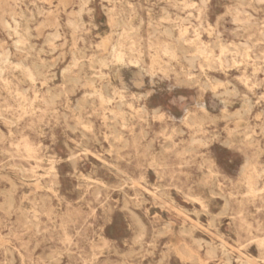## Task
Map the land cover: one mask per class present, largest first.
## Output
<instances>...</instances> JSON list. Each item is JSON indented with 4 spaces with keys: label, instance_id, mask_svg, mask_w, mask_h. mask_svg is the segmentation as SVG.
I'll use <instances>...</instances> for the list:
<instances>
[{
    "label": "rangeland",
    "instance_id": "1",
    "mask_svg": "<svg viewBox=\"0 0 264 264\" xmlns=\"http://www.w3.org/2000/svg\"><path fill=\"white\" fill-rule=\"evenodd\" d=\"M186 1L0 0V264H264V2Z\"/></svg>",
    "mask_w": 264,
    "mask_h": 264
},
{
    "label": "bare ground",
    "instance_id": "2",
    "mask_svg": "<svg viewBox=\"0 0 264 264\" xmlns=\"http://www.w3.org/2000/svg\"><path fill=\"white\" fill-rule=\"evenodd\" d=\"M235 2H236V4H237V7H236V9H235V16H236V18L237 19H240V16H241V14H243L245 11H244V7L246 6V5H248V3L251 1V0H234ZM259 2H264V0H258ZM202 2L205 4L206 3V0H202ZM34 6V5H33ZM185 6H188V2L185 0ZM91 9V8H90ZM8 13V12H7ZM8 15V14H7ZM11 18H12V21H13V23H14V25H10V23L9 22H7L6 20H4L3 22H4V25L6 26V28H7V30H8V34H9V36H12V33H14V34H16V35H18V38H17V40H15V46L18 48L19 46H20V44H22L23 43V38L21 37V35H20V32H19V27H20V21L16 18V16H15V13L14 12H12L11 13ZM2 19V18H1ZM3 20V19H2ZM69 24L71 25V26H73V27H77L78 25H77V22L76 21H72L71 19L69 20ZM246 25H248V24H246ZM28 32V31H27ZM29 33V32H28ZM58 33H59V31H58ZM186 33H187V30L186 29H184L183 31H181V41L182 42H184V41H187V39L185 38V35H186ZM7 34V35H8ZM30 34V33H29ZM223 39V38H222ZM115 41V40H114ZM116 42V41H115ZM200 45H201V40H200V38H199V36H197V38L195 39V40H193L192 42H191V46H193L194 47V49L198 52V53H201V54H203L206 58H211V56L209 55L210 53L209 52H207L206 50L204 51V49H202L201 47H200ZM219 45V47L221 48V51L222 52H224L225 50H226V47H225V45H223V44H218ZM245 45V44H244ZM1 46V45H0ZM78 48V47H77ZM21 50V49H20ZM44 50V49H43ZM45 51V50H44ZM195 51V52H196ZM194 52V53H195ZM20 53V52H19ZM164 53L166 54V55H169V50L168 49H166L165 51H164ZM6 59H8L9 58V53L7 52L6 54ZM152 55V54H151ZM157 55V54H156ZM248 55L246 54V53H244V54H242V57L243 58H246ZM123 55L122 54H117L116 55V58H117V60L119 61V63L120 64H123ZM158 58V57H157ZM75 61V60H74ZM158 62V61H157ZM18 65H19V63H18ZM52 69V68H51ZM56 74V73H55ZM27 75V74H26ZM29 80V79H28ZM140 84V83H139ZM142 85V84H141ZM104 99V98H103ZM70 102V101H69ZM248 110H249V107H248ZM201 118V117H200ZM222 118V117H221ZM232 118V117H231ZM199 119V118H198ZM218 119V118H217ZM227 119H228V117H227ZM215 120V119H214ZM219 120V119H218ZM212 121V120H211ZM92 128V127H91ZM40 129V128H39ZM3 133V132H2ZM215 137H217L216 135H214ZM87 138V137H86ZM237 141V140H236ZM22 142V141H21ZM235 144V143H234ZM44 146V145H43ZM85 149V148H84ZM100 151V150H99ZM98 152V151H97ZM101 154V153H100ZM117 154V153H116ZM75 156V155H74ZM71 158H73V156L71 157ZM70 158V159H71ZM75 159V158H74ZM193 159V158H192ZM21 161H22V159H20ZM99 160V159H98ZM60 161H61V159H60ZM71 161V160H70ZM4 164V163H3ZM204 164V163H203ZM104 165V164H103ZM128 165V164H127ZM105 166V165H104ZM112 169V168H111ZM114 170H115V168H114ZM116 171V170H115ZM209 171V170H208ZM83 174V173H82ZM112 174V173H111ZM210 174H211V172H210ZM7 176V175H6ZM122 176V175H121ZM85 178V177H84ZM253 179H254V177H253V175H249L248 177H247V183H248V187H249V192L251 193V194H256L257 192H258V190L255 188V185H254V182H253ZM202 180V179H201ZM200 180V181H201ZM122 181V180H121ZM202 182V181H201ZM106 183V182H105ZM119 184V183H118ZM143 184H145V183H143ZM151 184V183H150ZM198 184H199V182H198ZM146 185V184H145ZM200 185H202L201 183H200ZM199 185V186H200ZM197 186V185H196ZM13 187H14V185H13ZM12 187V188H13ZM37 187V186H36ZM57 187V186H56ZM204 188V187H203ZM37 189H39V188H37ZM49 192V191H48ZM211 192V191H210ZM250 193H249V195H250ZM97 194L99 195V191L97 192ZM162 194V193H161ZM211 194V193H210ZM170 195V194H169ZM97 196V195H96ZM157 200V199H156ZM174 200H176V199H174ZM173 200V201H174ZM79 202V201H78ZM175 203V202H174ZM224 208V207H223ZM226 209V208H225ZM224 210V209H223ZM224 211H226V210H224ZM131 212V211H130ZM223 212V211H222ZM138 218V217H137ZM132 220V219H131ZM139 220V219H138ZM199 222V221H198ZM143 223V222H142ZM143 232H141L140 234H142ZM222 233V232H221ZM139 234V235H140ZM251 236V235H250ZM135 251V250H134ZM163 252V251H162ZM177 253V252H176ZM237 253H238V251H237ZM248 253H250V252H248ZM210 256L211 255H213V251H210ZM123 255V254H122ZM155 257V256H154ZM252 257V256H251ZM255 259V258H254ZM246 263V262H245ZM240 264V263H239Z\"/></svg>",
    "mask_w": 264,
    "mask_h": 264
}]
</instances>
